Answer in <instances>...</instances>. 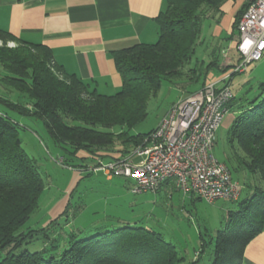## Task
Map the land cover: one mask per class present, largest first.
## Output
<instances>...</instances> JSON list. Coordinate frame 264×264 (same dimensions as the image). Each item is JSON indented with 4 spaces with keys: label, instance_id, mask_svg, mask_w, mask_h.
<instances>
[{
    "label": "trees",
    "instance_id": "obj_1",
    "mask_svg": "<svg viewBox=\"0 0 264 264\" xmlns=\"http://www.w3.org/2000/svg\"><path fill=\"white\" fill-rule=\"evenodd\" d=\"M166 1L165 10L156 18L155 43L136 44L112 52L123 81L122 88L114 95L99 94L75 75L66 74L55 64L48 47L21 41L0 29V41L18 42L16 48L0 47V66L4 71L0 80L28 98L22 104L0 97V103L40 120L57 143L71 146L70 153L74 156L79 152L88 155L81 158V167L86 171L93 172L85 165L88 157L111 152L118 156L103 157L116 160L129 156L155 130L131 133L147 118L150 98L157 95L163 81L184 77L183 69L192 61L199 45L204 19L222 15L221 7L229 0ZM254 1L248 0L235 15L233 30L237 33L242 15ZM214 63L217 62L208 64L205 74ZM200 75L201 72L196 80ZM234 101L235 97L229 108ZM19 127L0 112V264H186L185 257L163 235L127 223L112 228L98 227L82 238L79 234L83 231H72L67 237L53 231L52 238L51 228L59 225L60 219L66 218L69 225L70 203L60 219L46 227L25 229L39 208L45 184L36 161L22 146ZM230 140L238 143L246 155L242 164L247 171L259 174L264 182V84L260 96L233 120ZM117 141L122 149H115ZM236 201V208L228 212L227 226L218 232L208 264H243L247 245L264 230V186ZM39 239L50 246L30 251L28 246ZM200 260L201 256L192 264Z\"/></svg>",
    "mask_w": 264,
    "mask_h": 264
},
{
    "label": "rangeland",
    "instance_id": "obj_2",
    "mask_svg": "<svg viewBox=\"0 0 264 264\" xmlns=\"http://www.w3.org/2000/svg\"><path fill=\"white\" fill-rule=\"evenodd\" d=\"M234 1L242 4L246 0ZM214 19L212 16L204 19L203 34L192 61L183 69L184 77L163 81L157 95L149 100L147 118L132 129V134H146L155 129L174 104L183 96L194 94L200 88L204 81L205 68L213 59L211 54L214 48L218 54L216 58L218 65L225 63V57L237 63L238 50L228 49L227 41L218 42L211 37L215 26ZM237 38L238 33H235L234 41H238ZM9 43L10 41L6 43L0 41V47H17L9 46ZM190 69L198 70L197 74L201 72L198 80L192 81L191 78L196 73H192ZM213 74L218 76L221 72L216 68ZM3 75L4 71L0 66V79ZM230 83L235 101L217 132L213 153L219 161L228 165L234 181L240 185L239 201H241L253 194L256 187L264 186V182L259 174L249 173L245 164H242L247 157L239 144L230 140L232 123L230 125L228 123L233 117L235 119L243 108L248 107L251 101L260 96L261 86L264 84V56L259 62L248 65L245 73L235 74ZM0 97L22 104L28 100L26 96L6 86L1 80ZM0 112L7 114L20 125L19 135L22 146L36 161L45 184V190L39 200V208L32 215L25 229L43 227L46 221L53 219L51 211L67 199L70 203L69 225L66 223V218L60 219L58 221L60 224L51 228L52 238L53 231L62 236L72 231L76 233L83 231L79 234L82 238L86 237L88 232L93 233L95 228L120 226L125 221L132 227H146L161 233L165 240L175 245L180 255L185 257L186 264H192L200 256L201 260L198 264H208L212 258L218 232L223 231L227 226L228 211L236 208L237 201L222 199L214 204H208L200 200L193 206L191 203H184L180 200L182 195L177 194L171 205L169 200L162 198L158 193V195L153 192L134 194L132 192L134 182L131 179L116 176L109 180L105 171H93V173L82 168L81 158L88 155L82 152L75 156L71 154V146L57 143L40 120L20 114L1 103ZM118 147L123 148L117 141L115 149L117 150ZM143 159L136 156L133 161L138 164ZM100 161L107 165L113 160L110 157H102ZM97 163L98 160L88 157L85 165L91 170ZM46 245L50 246L43 239H39L30 244L28 249L32 252L39 251Z\"/></svg>",
    "mask_w": 264,
    "mask_h": 264
},
{
    "label": "crops",
    "instance_id": "obj_3",
    "mask_svg": "<svg viewBox=\"0 0 264 264\" xmlns=\"http://www.w3.org/2000/svg\"><path fill=\"white\" fill-rule=\"evenodd\" d=\"M247 2L237 4L229 0L221 7L222 15L216 14V19L213 18L215 26L211 37L218 42L227 41L228 49H237L238 41L233 39L237 32L233 30V24L238 10ZM166 5V0H0V29L21 41L48 47L55 64L66 74L75 75L99 94L114 95L122 88L123 81L112 52L136 44L155 43L158 40L156 18ZM211 56L212 61L217 62L215 48ZM224 62L220 65L214 63L208 69L197 91L220 79L226 74L225 70L238 63L226 57ZM216 68L221 72L218 76L213 74ZM196 78L197 72L191 79L195 81ZM233 120L234 117L228 125ZM103 156L114 158L118 155L100 153L95 159L99 161ZM113 178L108 176L109 180ZM157 193L169 200L171 205L177 194L182 195L180 200L193 206L200 201L193 194L184 195L176 190L171 181L166 182ZM68 204L69 201L64 199L57 205L50 213L53 219L46 221L43 227L60 219ZM105 227L108 226L99 228ZM243 264H264V230L247 245Z\"/></svg>",
    "mask_w": 264,
    "mask_h": 264
},
{
    "label": "built area",
    "instance_id": "obj_4",
    "mask_svg": "<svg viewBox=\"0 0 264 264\" xmlns=\"http://www.w3.org/2000/svg\"><path fill=\"white\" fill-rule=\"evenodd\" d=\"M238 33L240 61L231 72L180 99L129 156L107 165L98 161L91 170L132 179L134 194L156 193L171 181L179 192L193 194L208 204L238 200L240 185L213 150L234 98L231 75L245 73L248 65L264 56V0H255L242 15ZM8 45L15 46L13 42ZM136 156L143 161L135 164Z\"/></svg>",
    "mask_w": 264,
    "mask_h": 264
}]
</instances>
